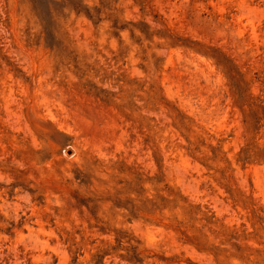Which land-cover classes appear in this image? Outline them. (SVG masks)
<instances>
[{
	"label": "rangeland",
	"instance_id": "rangeland-1",
	"mask_svg": "<svg viewBox=\"0 0 264 264\" xmlns=\"http://www.w3.org/2000/svg\"><path fill=\"white\" fill-rule=\"evenodd\" d=\"M0 264H264V0H0Z\"/></svg>",
	"mask_w": 264,
	"mask_h": 264
}]
</instances>
